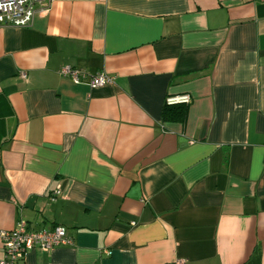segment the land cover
Wrapping results in <instances>:
<instances>
[{"label":"crops","instance_id":"0c3cea01","mask_svg":"<svg viewBox=\"0 0 264 264\" xmlns=\"http://www.w3.org/2000/svg\"><path fill=\"white\" fill-rule=\"evenodd\" d=\"M20 221L73 242L17 264H264V0H47L0 25V230Z\"/></svg>","mask_w":264,"mask_h":264},{"label":"built area","instance_id":"2783aa9c","mask_svg":"<svg viewBox=\"0 0 264 264\" xmlns=\"http://www.w3.org/2000/svg\"><path fill=\"white\" fill-rule=\"evenodd\" d=\"M44 2L47 0H0V25L17 27L29 25L36 12V6ZM60 74L69 76L73 83H83L90 87L101 86L111 81V77L104 73L93 76L71 65H63ZM190 102L189 94L166 97L168 105H188ZM55 192L58 193L59 188ZM0 241L3 250L0 264H17L29 250L34 248L48 251L57 246L71 245L73 242L63 225H55L50 229H30L23 221L11 230H0Z\"/></svg>","mask_w":264,"mask_h":264},{"label":"trees","instance_id":"16d2710c","mask_svg":"<svg viewBox=\"0 0 264 264\" xmlns=\"http://www.w3.org/2000/svg\"><path fill=\"white\" fill-rule=\"evenodd\" d=\"M184 113V112H183Z\"/></svg>","mask_w":264,"mask_h":264}]
</instances>
